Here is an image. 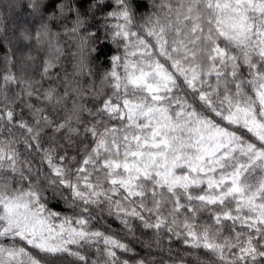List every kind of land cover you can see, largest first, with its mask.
<instances>
[{
  "label": "snow or ice",
  "instance_id": "obj_1",
  "mask_svg": "<svg viewBox=\"0 0 264 264\" xmlns=\"http://www.w3.org/2000/svg\"><path fill=\"white\" fill-rule=\"evenodd\" d=\"M24 9L0 38V264H264V0Z\"/></svg>",
  "mask_w": 264,
  "mask_h": 264
},
{
  "label": "clouds",
  "instance_id": "obj_2",
  "mask_svg": "<svg viewBox=\"0 0 264 264\" xmlns=\"http://www.w3.org/2000/svg\"><path fill=\"white\" fill-rule=\"evenodd\" d=\"M30 0H0V38L7 37L11 35L12 30L15 28V24L12 23V17L16 13H21L26 15L24 5L28 4ZM155 0H147V5H154ZM27 43V41H25ZM30 53L32 57H34V61H30L25 59ZM43 53L38 48H33L31 50L25 51L24 54H18L17 59L20 61L17 65L18 70L21 75H32V71L34 70V66L39 64ZM59 87V85H58ZM62 147L67 146L69 150H74L75 144H68L65 142V145H61ZM139 239H147L146 237H140ZM155 251V248H153Z\"/></svg>",
  "mask_w": 264,
  "mask_h": 264
},
{
  "label": "trees",
  "instance_id": "obj_3",
  "mask_svg": "<svg viewBox=\"0 0 264 264\" xmlns=\"http://www.w3.org/2000/svg\"><path fill=\"white\" fill-rule=\"evenodd\" d=\"M145 2L147 3V0H145ZM8 48H9V45L6 42H4V50H3V52H0V59H2L4 54L8 51ZM27 50L28 49H25V51H27ZM0 67H2V65H0ZM13 71L14 72L18 71V68H13ZM33 71H32V74H33ZM114 227H115V225H114Z\"/></svg>",
  "mask_w": 264,
  "mask_h": 264
}]
</instances>
